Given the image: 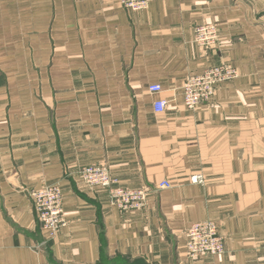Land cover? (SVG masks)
Wrapping results in <instances>:
<instances>
[{
  "label": "crops",
  "instance_id": "obj_1",
  "mask_svg": "<svg viewBox=\"0 0 264 264\" xmlns=\"http://www.w3.org/2000/svg\"><path fill=\"white\" fill-rule=\"evenodd\" d=\"M204 24L220 28L209 52L194 41ZM223 63L239 77L188 110L187 77ZM89 165L149 190L144 208L112 206L82 181ZM52 183L68 221L54 236L29 197ZM206 220L225 252L191 260L185 232ZM0 264H264V0H151L140 13L0 0Z\"/></svg>",
  "mask_w": 264,
  "mask_h": 264
},
{
  "label": "built area",
  "instance_id": "obj_2",
  "mask_svg": "<svg viewBox=\"0 0 264 264\" xmlns=\"http://www.w3.org/2000/svg\"><path fill=\"white\" fill-rule=\"evenodd\" d=\"M151 0H120L122 7L131 13H140L148 9ZM196 45L205 52L211 51L220 43V28L216 24H204L195 29ZM238 70L231 63L211 66L200 74L187 77L181 88L184 105L188 110L209 103L215 96L217 88L236 80ZM148 91L160 95L163 89L159 84L151 85ZM168 102L160 99L154 103V111L163 113ZM82 181L92 189L107 192L110 204L121 212L142 210L148 201L149 190L145 188L130 189L121 185L106 165L83 166L79 171ZM193 184H203V177L196 175L191 178ZM168 182L160 184L159 188H170ZM38 222L43 230L50 231L54 236L67 226L64 212L62 189L59 183L45 184L39 189L29 192ZM185 248L191 260L203 256H221L225 252L224 238L220 233L219 224L215 220H206L193 224L185 232Z\"/></svg>",
  "mask_w": 264,
  "mask_h": 264
}]
</instances>
